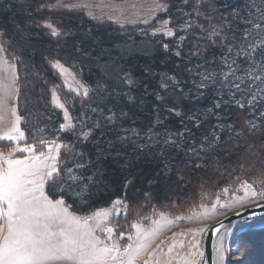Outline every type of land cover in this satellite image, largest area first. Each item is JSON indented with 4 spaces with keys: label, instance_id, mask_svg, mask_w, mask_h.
Instances as JSON below:
<instances>
[{
    "label": "trees",
    "instance_id": "16d2710c",
    "mask_svg": "<svg viewBox=\"0 0 264 264\" xmlns=\"http://www.w3.org/2000/svg\"><path fill=\"white\" fill-rule=\"evenodd\" d=\"M50 1L53 0H0V31L9 37L24 26L45 47L79 52L101 64H112L121 71L122 86L126 87L117 95L84 101V107H91L94 101L92 107L101 111L95 114V123L88 127L91 133L86 138L80 136L79 127L61 132V113L48 106L56 132L53 137L67 145L60 160V175L47 188L50 198L64 199L74 213L81 215L124 199L129 212L126 222L167 208L175 213L191 210L221 189L243 180L264 184V102L249 106L246 100L251 97L238 93L237 98L245 103L240 108L231 89L206 79L211 77L210 72L221 71L225 50L219 46V37L200 42L195 36L201 33V27L207 29L213 23V27L221 28L223 36L239 34L249 27L245 17L255 20L261 14L264 0H169L171 9L167 15L173 22L182 20L179 9H183L190 12L198 26L187 31L181 45L178 39L183 32L177 29L174 39H152L154 49L150 55L125 51L126 46L145 40L138 33L139 27L97 24L81 13L51 14L62 35L49 36L46 29L38 26L46 19L38 9ZM253 3L261 8L250 10ZM24 10L33 14L31 21L22 19ZM36 62L43 65L48 78L58 81L45 57L36 55ZM238 67L240 74L247 65L240 63ZM79 72L91 87L103 78L96 67H81ZM217 102L219 108L214 107ZM80 107L79 103L72 107L76 122L84 113L89 114L88 108ZM23 129L26 138H32L25 122ZM180 140H186L187 145L179 146ZM78 164L85 168H78ZM70 167L76 175L92 178L85 191L75 184L68 191H59L67 180L65 169ZM241 236L263 237L264 229L243 231Z\"/></svg>",
    "mask_w": 264,
    "mask_h": 264
},
{
    "label": "rangeland",
    "instance_id": "374dc122",
    "mask_svg": "<svg viewBox=\"0 0 264 264\" xmlns=\"http://www.w3.org/2000/svg\"><path fill=\"white\" fill-rule=\"evenodd\" d=\"M257 7L256 11L261 8V5L258 4ZM170 9L169 0H53L42 4L38 9L40 15L44 13L46 17L45 20L38 22V26L46 29L47 34L53 38L61 37L62 30L59 24L53 21L55 17L51 14L68 12L81 13L97 24H108L119 28L139 27L138 33L145 40L126 46L125 51L130 54L150 55L154 49L152 39H174L175 29H177L184 33H181L178 39V44L181 45L189 34L187 31L198 26L196 19L190 17V12L183 9H179L183 15L182 20L173 22L167 15ZM22 16L25 21H31L33 14L29 10H24ZM214 24L207 29L201 27V33H195L197 41L210 39L213 29L223 36L221 28L213 27ZM169 31L172 35H168ZM0 45L8 61L17 70L18 108L22 118V129L25 122L32 135L29 140L26 138L27 146L25 147L35 146L37 156L43 153L39 161L41 175L37 177V180L42 178L44 181L47 172L53 167L58 168L60 172V160L67 148L59 137H53L56 132L51 126L52 118L48 106L61 113L62 122L59 124L61 132H70L75 127H79L77 131L80 136L86 138L84 134L90 135L88 127L95 123V114L99 115L101 111L97 106L92 107L94 101L90 104L91 107L88 108L86 105L84 107V101L90 97L102 100L103 96L107 98L109 95L124 92L126 87L122 86L123 75L112 64L109 66L101 64L96 58H89L82 53L70 50L45 47L36 42L31 31L24 26L15 29V33L13 32L9 37L0 31ZM36 55L47 59V64L56 73L58 81L48 78L43 65L36 62ZM81 67H96L102 71L103 78L97 86L91 87L83 80L79 72ZM220 69L221 71L217 69L210 72L212 79L209 80L214 84V74L228 71L224 65H221ZM208 73L205 72V74ZM221 79H223L222 76ZM77 103L82 106L80 108L89 110V114L81 115L79 122H76L72 112V107ZM20 106L26 115L24 117H22ZM68 125L71 126L68 127ZM62 126L65 127L62 128ZM186 142V140H180L179 146H186ZM9 149L11 148L0 146L2 151ZM32 158L33 153L30 154L29 160ZM70 168L72 174L76 175L74 168ZM52 180L48 179L46 186L43 183L42 191L48 199L57 201L61 198L52 199L47 193L48 185ZM68 188V184L63 183L59 191H68ZM262 193H264V184L243 180L221 189L213 198L208 197L191 210L175 213L167 208L159 212L151 211L140 219L134 220L132 217L133 221L126 222L124 219L129 212L124 199H118L109 207L86 215L74 213L64 199L63 201L68 213L78 218L82 225L87 220V228L101 242L99 247L119 249L112 252L118 260H128L125 249L131 245L132 264H206L203 261V251L206 233L210 226L238 210L264 203V199H261ZM117 201L119 203H116ZM0 217L2 218L0 242H2L8 229L7 201H0ZM13 219L15 220V216ZM67 227L68 225L57 223L51 226V230L59 231L60 228ZM109 228L113 231L109 232ZM259 229H264V218L228 229L223 239L224 264H264V236L257 238L241 236L243 231ZM107 264H117V261L109 260Z\"/></svg>",
    "mask_w": 264,
    "mask_h": 264
},
{
    "label": "snow or ice",
    "instance_id": "6c2138e0",
    "mask_svg": "<svg viewBox=\"0 0 264 264\" xmlns=\"http://www.w3.org/2000/svg\"><path fill=\"white\" fill-rule=\"evenodd\" d=\"M256 8L255 3L250 6V10ZM260 11V16L255 20L245 17L249 27L239 34L233 32L230 36H221L215 29L210 33L211 36L220 38L219 46L225 50L221 60L228 69L227 72L214 74V82L220 83L222 87H229L236 106L240 108H244L245 103L237 98L238 93L251 97L246 100L249 106L264 102V9ZM236 18H239V15ZM228 31H231L230 27ZM168 35L172 33L169 31ZM165 47L167 48V45ZM240 63L246 64L247 67L238 75ZM242 86L244 92H241ZM253 87L255 91H252ZM220 106V102L214 105L215 108ZM252 127L255 125L252 124ZM84 135L87 137L88 133ZM7 139L12 141L15 137L9 135ZM20 151L33 153L32 160L0 157V162L7 164V168L0 165V201H7L8 209L7 235L3 236L0 242V264H107L109 260L117 261V264H132L131 245L125 249L128 260H118L112 252L119 249L99 247L101 242L87 228V220L82 225L78 218L68 213L63 199L52 201L44 195L42 191L44 181L42 178L37 180L41 175L39 161L43 153L40 156L35 155V146L22 148ZM77 167L85 168V165L78 164ZM65 172L68 177L67 181L63 182L67 183L69 188L75 184L83 192L92 183L91 177L73 175L71 168L65 169ZM59 175L56 167L47 172L48 179H55ZM85 180L88 183H82ZM261 199H264V193L261 194ZM57 223L68 227L60 228L59 231L51 230V226ZM108 231L112 232L113 229L109 228ZM136 251L138 253V250Z\"/></svg>",
    "mask_w": 264,
    "mask_h": 264
},
{
    "label": "crops",
    "instance_id": "0c3cea01",
    "mask_svg": "<svg viewBox=\"0 0 264 264\" xmlns=\"http://www.w3.org/2000/svg\"><path fill=\"white\" fill-rule=\"evenodd\" d=\"M19 88L17 83L16 67L8 61L3 48L0 45V146L11 144V149L0 150V157H11L12 159H28L31 152L20 151L25 147L26 135L22 129V118L18 108ZM18 129V131H13ZM22 133V135H21ZM11 135L14 140L9 141L7 137ZM16 141V142H14ZM27 146V145H26ZM3 168H7L6 163L0 162ZM48 178L44 179V186ZM2 218L0 217V224Z\"/></svg>",
    "mask_w": 264,
    "mask_h": 264
},
{
    "label": "water",
    "instance_id": "95a60500",
    "mask_svg": "<svg viewBox=\"0 0 264 264\" xmlns=\"http://www.w3.org/2000/svg\"><path fill=\"white\" fill-rule=\"evenodd\" d=\"M264 218V203L251 206L231 213L210 226L206 233L203 251V261L206 264L215 263V246L220 235L231 227L242 223Z\"/></svg>",
    "mask_w": 264,
    "mask_h": 264
},
{
    "label": "bare ground",
    "instance_id": "6f19581e",
    "mask_svg": "<svg viewBox=\"0 0 264 264\" xmlns=\"http://www.w3.org/2000/svg\"><path fill=\"white\" fill-rule=\"evenodd\" d=\"M228 230V229H227ZM225 230L219 237L216 246H215V263L216 264H224V236L226 234Z\"/></svg>",
    "mask_w": 264,
    "mask_h": 264
}]
</instances>
